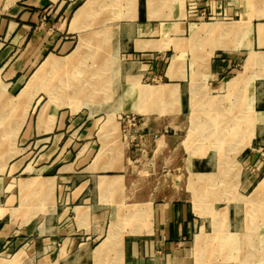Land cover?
<instances>
[{
	"label": "crops",
	"instance_id": "obj_1",
	"mask_svg": "<svg viewBox=\"0 0 264 264\" xmlns=\"http://www.w3.org/2000/svg\"><path fill=\"white\" fill-rule=\"evenodd\" d=\"M204 105L252 107L247 129L218 132L245 139L233 171L251 164L264 139V0H0V264H197L213 216L195 209L189 179L214 172L185 145L189 131L178 144L175 129L156 130L140 155L120 146L118 119L172 127L188 109L190 127ZM33 141L40 160L23 161ZM135 169L153 181L143 197ZM232 202L224 249L240 251L232 264H264Z\"/></svg>",
	"mask_w": 264,
	"mask_h": 264
},
{
	"label": "rangeland",
	"instance_id": "obj_2",
	"mask_svg": "<svg viewBox=\"0 0 264 264\" xmlns=\"http://www.w3.org/2000/svg\"><path fill=\"white\" fill-rule=\"evenodd\" d=\"M36 77L38 76L36 75L35 78ZM145 83L153 82L146 81ZM187 108L188 107H186V109ZM263 108L264 107H259L258 110ZM250 110H252V107L247 105L198 106V111L194 118H192V115L189 114L190 127L186 117L188 109L185 111L187 112L186 115L180 119L181 122H176V126L172 127L154 125L148 128L145 126L144 120L135 112L121 114L118 119L120 122V146L123 145L129 151H133L136 154L139 153L140 155L144 153L147 147L157 138L158 133H156V130L165 132L175 129L177 131L178 144L184 138L186 132L189 131L186 139L184 140L185 145L189 148L191 153L195 154L196 159L202 160L203 156H205L204 161H206L205 166L207 167V172H214H194L190 175L189 179V188L193 191V195L195 194L194 206L196 204L200 205V208L204 209V211L209 210L210 215L213 216V220L212 218H209V224L206 231L207 234L205 235L204 242L200 245V247H196L195 249L197 264H200V261H202L203 264H232L234 260L240 259V251H237V255L235 256V250L233 249L232 245L230 248L224 249V243H226L225 245L227 247L230 245L228 240L227 242H224L223 234V223L225 222L227 214L225 204L232 202L233 198L235 199L236 196L233 194L234 192L243 195L249 194L255 187L257 188L261 180L264 179V139H257L259 142V147L262 149L256 152L257 157L255 160L247 166L244 165L242 170L233 171L232 168L234 164L231 159L233 154L230 152L233 151L235 141L241 140L244 142L245 139L233 137H222L219 139L216 137L218 136L219 131L233 130L235 128L247 129L249 126L248 119L252 114V111ZM261 116L264 118V114ZM235 119L237 121H235ZM259 127L260 129H263L264 125ZM212 134H214V136H212ZM39 148L40 145H37V143L33 141L30 145L28 153L23 154V161L26 160L27 162L31 160L32 162H38L40 160V153L38 151ZM137 158L138 156L134 155L131 157V160H137ZM136 164L137 163H135V165ZM218 167H222V169L219 170ZM138 172H140L138 169L133 171L132 179H135V181L138 183L137 196L143 197L145 191H147L149 188H152L153 181L151 180L152 183L147 179L144 181L138 176ZM160 172L163 179H167L168 176L174 177L175 175H180V171L177 170ZM212 174L215 175L209 179L208 176ZM241 177L249 178L251 185L248 187L237 186L239 181L238 179ZM185 181L186 179L183 175L180 176L179 180L176 182V186L179 189L178 195L183 193ZM211 181L214 183V185L209 186L208 184ZM146 182H150V184H147ZM165 182L167 183L168 181L165 180ZM202 185L207 186L201 187ZM256 188L254 189L253 193L255 192ZM161 189L162 192L173 191V189L170 190L167 186H161ZM255 196V199L252 198L254 199L252 201L242 200L245 198L237 197L242 199L232 202L231 209L232 211L233 209L237 211L238 219H240L238 226L242 224L247 226L250 225L257 232L256 236L259 248L257 251H254V253L256 254V259L264 262V242H262V240L264 241V188L262 189L260 195L258 194L257 196V194H255ZM199 198H202V200ZM195 199H197L198 202H195ZM131 213L129 214L131 215ZM230 225L233 227L234 223H231ZM204 243L206 247L201 250ZM219 245H221V248H219Z\"/></svg>",
	"mask_w": 264,
	"mask_h": 264
},
{
	"label": "bare ground",
	"instance_id": "obj_3",
	"mask_svg": "<svg viewBox=\"0 0 264 264\" xmlns=\"http://www.w3.org/2000/svg\"><path fill=\"white\" fill-rule=\"evenodd\" d=\"M81 13V12H80ZM116 34V33H115ZM75 56V55H74ZM63 60V59H62ZM65 60V59H64ZM49 62H50V60H48ZM61 61V60H60ZM48 62V63H49ZM57 64V63H56ZM179 64V63H178ZM177 64V65H178ZM51 65V64H50ZM53 69V68H52ZM81 70V69H80ZM42 71V67L38 70V72H37V76L40 74V72ZM54 71V70H53ZM63 71V70H62ZM73 71H75V70H73ZM47 72V71H46ZM54 73V72H53ZM94 73V72H93ZM57 74V73H56ZM67 74V73H66ZM96 74V73H95ZM47 75H48V73H47ZM67 76V75H66ZM50 78V77H49ZM32 79H34V78H32ZM46 80H48L47 78H46ZM53 80V79H52ZM75 80V79H74ZM82 81V80H81ZM52 82H54V81H52ZM51 82V83H52ZM67 82V81H66ZM98 82V81H97ZM48 83V82H47ZM55 83V82H54ZM101 83V82H100ZM57 84V83H56ZM87 85V84H86ZM99 85V84H98ZM28 86V85H27ZM68 86V85H67ZM233 86V85H232ZM90 87V86H89ZM29 88V87H28ZM72 88V87H71ZM92 88V87H91ZM85 89V88H84ZM75 90V89H74ZM73 90V91H74ZM81 90V89H80ZM105 90V89H104ZM25 91V90H24ZM72 92V91H71ZM79 92V91H78ZM82 92V91H81ZM84 92V91H83ZM66 93V92H65ZM73 93V92H72ZM76 93V92H75ZM81 94V93H80ZM67 95V94H66ZM65 95V96H66ZM85 95V94H84ZM70 96V95H69ZM68 96V97H69ZM72 96V95H71ZM73 97V96H72ZM152 97V96H151ZM153 97H154V95H153ZM65 98V97H64ZM58 99V98H57ZM86 99H87V96H86ZM85 102V101H84ZM197 111H198V106H193L192 107V112H191V115H192V118H194L195 117V115H196V113H197ZM212 136H214V134H212ZM216 138H222V137H220L219 135L216 137ZM218 144H219V142H218ZM223 144V143H222ZM213 175H215V174H212V175H210V176H208L209 177V179L213 176ZM217 176V175H216ZM215 178V177H214ZM209 186H212V185H214V183L211 181V182H209V184H208ZM217 185V184H216ZM264 188V179L263 180H261V182H260V184L257 186V188H256V190H255V192L254 193H252V195L253 196H255V194H257V196H258V194L260 195V193H261V191H262V189ZM211 191V190H210ZM217 192V191H216ZM215 192V193H216ZM195 193V192H194ZM194 196H195V194H194ZM196 198V197H195ZM200 200H201V198H199ZM234 199V198H233ZM236 199V198H235ZM237 200H241V198H237ZM242 200H244V199H242ZM245 200H247V199H245ZM195 202H198V200L197 199H195ZM200 205H198V204H196L195 205V207H196V210L197 211H199L200 212V207H199ZM209 212V211H208ZM253 212V211H252ZM201 213V212H200ZM203 213V212H202ZM222 216H223V214H222ZM224 217V216H223ZM205 232V231H204ZM204 240H205V236L203 235V234H199V235H197L196 236V239H195V241H196V247H200V245L204 242ZM262 242H264L263 240H262Z\"/></svg>",
	"mask_w": 264,
	"mask_h": 264
}]
</instances>
